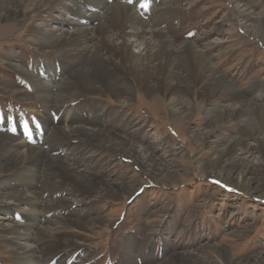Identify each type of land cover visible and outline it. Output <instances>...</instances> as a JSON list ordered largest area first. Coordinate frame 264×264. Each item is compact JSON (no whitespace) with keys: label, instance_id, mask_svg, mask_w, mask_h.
I'll list each match as a JSON object with an SVG mask.
<instances>
[{"label":"bare ground","instance_id":"obj_1","mask_svg":"<svg viewBox=\"0 0 264 264\" xmlns=\"http://www.w3.org/2000/svg\"><path fill=\"white\" fill-rule=\"evenodd\" d=\"M65 1H69L64 7L71 19H58L55 35L46 34L39 25L29 27L30 33L39 35L32 41L34 46L56 55L59 64L48 63L36 74L10 64L37 86L39 95L33 100L50 105L44 125L0 118V212L13 218L11 225L2 222L5 218L0 219V232L18 260L16 264L84 261L80 244L65 239L63 233L71 226L90 231L87 223L70 216L54 221L40 212L55 213L74 207L75 202L57 197L58 193L74 191L96 199L134 194L135 183L129 187L78 169L66 156L56 154L60 150L98 147L129 159L148 177L170 179L177 174L157 158L155 148L139 146L129 135L106 127L99 120L100 114L89 122L85 115L91 109L77 103L87 96L111 99L127 111L138 95L152 99L162 94L170 98L168 114L174 121L188 119L194 111L205 113L209 120L193 136L194 142H201L213 155L203 166L210 174L207 177L236 180L240 186L245 184L248 191L260 188L249 176L252 145L248 143L255 142L264 159V103L255 102L262 95L259 81L245 90L221 74L218 65L211 62L210 51L217 46L215 42L204 47L197 41L177 43L166 29L174 16V7L168 0H113L111 4L107 0ZM57 2L64 1L37 0L29 5L30 0H0V13L5 20L31 18L34 11L41 12L44 3ZM242 2L235 14L226 18L228 25L240 23L246 34L264 43V19L255 18L250 4ZM222 24L221 21L212 31L224 32L219 28ZM228 125H232L234 137L219 136ZM43 130V143L28 137L33 131L34 137L42 136ZM51 223L57 227H48ZM63 246H76L79 250L69 254L70 248ZM226 263L243 264L229 262L223 247L207 246L197 253H175L163 264ZM244 264H264V251L253 262Z\"/></svg>","mask_w":264,"mask_h":264},{"label":"rangeland","instance_id":"obj_2","mask_svg":"<svg viewBox=\"0 0 264 264\" xmlns=\"http://www.w3.org/2000/svg\"><path fill=\"white\" fill-rule=\"evenodd\" d=\"M62 1L44 3L41 12L34 11L31 18L19 16L5 20L0 13V116L6 114L9 116L6 118L13 119L33 114L42 121L46 119L50 105L33 100L39 95L37 86L15 72L10 64L35 74L48 63L59 64L56 55L34 46L32 41L39 35L30 33L29 27L39 25L46 34L55 35L57 20L71 19L64 7L69 1ZM243 1L250 4L255 18L264 19V0ZM36 2L30 0L27 4ZM168 2L174 7V16L168 28H164L177 43L197 41V45L204 47L215 42L217 46L210 51L211 62L218 65L219 72L245 90L259 81L262 95L255 102L264 103V43L246 34L240 23L230 27L226 21L242 5V0ZM221 21L219 28L224 32L212 31ZM159 97L145 99L138 95L133 99L134 106L127 111L111 99L96 96L84 97L77 103L91 109L88 115L84 114L89 122L100 114L99 120L106 127L120 135H129L139 146L155 148L157 158L177 171L175 177H148L129 159L98 147H68L56 154L66 156L78 169L90 170L105 179L129 187L135 183L134 194L96 199L74 191L61 192L56 196L75 202L72 209L40 212L54 221L70 216L91 228L85 231L71 226L63 233L65 239L82 247H62L70 248L69 254L80 249L85 256L80 264H163L175 253H197L207 246L223 247L229 262H253L264 251V159L256 143L248 140L252 145L249 176L260 186L258 191H248L245 184L240 186L236 180L207 177L210 174L203 166L213 155L201 142H194L193 133L209 119L205 113L194 111L188 119L174 121L168 114L170 98L162 94ZM218 135L234 137L232 125ZM1 218H5L2 221L5 225L13 223V218L2 212ZM47 226L57 227L54 223ZM17 261L0 232V264Z\"/></svg>","mask_w":264,"mask_h":264}]
</instances>
